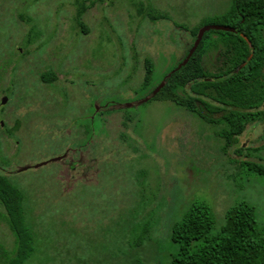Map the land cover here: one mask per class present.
Segmentation results:
<instances>
[{
  "label": "rangeland",
  "instance_id": "obj_1",
  "mask_svg": "<svg viewBox=\"0 0 264 264\" xmlns=\"http://www.w3.org/2000/svg\"><path fill=\"white\" fill-rule=\"evenodd\" d=\"M232 3L104 0L85 13L84 32L73 0H0L7 17L0 16V53L22 60L25 75L15 97L24 106L23 124L1 161L24 196L34 247L24 264H168L179 252L172 228L196 201L214 213L210 235L241 201L264 226V176L237 154L241 146L264 144V122L249 124L229 146L224 124L169 101H145L181 64L190 31ZM151 7L163 18L151 20ZM147 59L154 62V85L144 89ZM52 71L56 79L47 83L42 75ZM69 74L76 95L65 88ZM84 109L98 171L75 179L61 157L81 144L66 134L70 118ZM247 153L264 165V147ZM7 219L0 202V264L16 251Z\"/></svg>",
  "mask_w": 264,
  "mask_h": 264
},
{
  "label": "trees",
  "instance_id": "obj_2",
  "mask_svg": "<svg viewBox=\"0 0 264 264\" xmlns=\"http://www.w3.org/2000/svg\"><path fill=\"white\" fill-rule=\"evenodd\" d=\"M99 1L104 0H73L75 20L84 32H87L84 15ZM153 10L147 14L151 20L163 18L161 13L152 15ZM205 24L228 25L236 32L207 31L188 63L173 68L165 77L164 87L150 100L169 101L198 112L209 121L224 124L225 137L231 140V146L238 143V137L249 124L264 122V0H233L228 12ZM201 27L190 31L192 40L188 49L194 45ZM145 73L143 88L147 89L154 85L151 59L145 60ZM42 78L51 83L56 73H45ZM215 114L220 116L215 118ZM263 147L264 144L251 149L241 146L237 150L238 156L247 159L242 160V165L262 176L264 165L249 160L251 156L247 152ZM6 174L0 173V202L14 232L16 251L5 264H24L33 253V238L25 226L23 193ZM214 225L211 207L203 201L194 202L172 228L171 238L179 244V252L168 264H264V226L258 223L251 204L241 201L229 208L220 232L210 235ZM196 242L199 244L195 245Z\"/></svg>",
  "mask_w": 264,
  "mask_h": 264
},
{
  "label": "flooded vegetation",
  "instance_id": "obj_3",
  "mask_svg": "<svg viewBox=\"0 0 264 264\" xmlns=\"http://www.w3.org/2000/svg\"><path fill=\"white\" fill-rule=\"evenodd\" d=\"M4 10V8H0V16L3 19L7 20V17L4 16ZM18 17H20V13H18L17 18ZM0 51H2L1 48ZM3 51L4 53H0V173H10V169L7 170L9 166L5 167V165L2 164L1 161L8 155L10 156V142L13 141L14 137H16L20 133L23 124L22 121L24 106L22 105V102H17L15 97H17L18 86L19 84L23 83L25 75L24 69L21 68V64L23 63V61L11 60L9 58V52H7V50ZM75 83L76 82L72 81V77L70 76L69 85H65L66 90H69L74 95H76V88L75 86H73L75 85ZM72 87L74 88V91H72ZM20 89H22V87H20ZM55 104L58 103L56 102ZM99 108L101 107L99 106ZM99 108L95 113L102 115V111H99ZM110 108L111 107H107V110H112ZM85 110L86 109L82 110V112L77 114L75 117L70 118H74V123L72 124L73 127L71 128V130L66 134V137L68 138H70L71 136L73 137V142L81 144H78L76 147L67 149L64 157H61V160H64L63 163H66L67 165V168L65 169L66 173L70 174L72 178L75 179H77L78 176L82 177L83 179V177L95 174L98 171L95 166L97 158L95 156H90L91 150L88 147V139L91 131L90 125L88 126L82 124V121L90 118V115ZM114 113L115 112L111 111L108 116L113 115Z\"/></svg>",
  "mask_w": 264,
  "mask_h": 264
},
{
  "label": "water",
  "instance_id": "obj_4",
  "mask_svg": "<svg viewBox=\"0 0 264 264\" xmlns=\"http://www.w3.org/2000/svg\"><path fill=\"white\" fill-rule=\"evenodd\" d=\"M211 29H215V30H221V31H230V32H236V29L228 26V25H218V24H210V25H206L204 27H202L199 32H198V36L197 39L194 43V45L192 46V48L189 51L188 56L185 58V60L178 66V69L181 68L182 66L186 65L188 63V61L190 60V58L193 56V54L195 53V51L197 50L198 46L200 45L204 34L211 30ZM242 36L249 42V44L251 45V42L247 39V37L245 35L242 34ZM245 64H243L241 67H243ZM240 69V68H239ZM239 69L237 71H239ZM165 85V81H163L161 83V85L153 92V94L145 99V101L150 100L151 97H154L158 94V92L164 87ZM58 160V159H55ZM44 164V163H43Z\"/></svg>",
  "mask_w": 264,
  "mask_h": 264
}]
</instances>
